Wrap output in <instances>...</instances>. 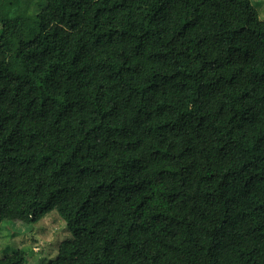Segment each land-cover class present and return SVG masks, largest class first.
Wrapping results in <instances>:
<instances>
[{"label": "trees", "instance_id": "16d2710c", "mask_svg": "<svg viewBox=\"0 0 264 264\" xmlns=\"http://www.w3.org/2000/svg\"><path fill=\"white\" fill-rule=\"evenodd\" d=\"M40 206L72 233L42 264H264L251 1L0 0V225Z\"/></svg>", "mask_w": 264, "mask_h": 264}, {"label": "rangeland", "instance_id": "374dc122", "mask_svg": "<svg viewBox=\"0 0 264 264\" xmlns=\"http://www.w3.org/2000/svg\"><path fill=\"white\" fill-rule=\"evenodd\" d=\"M264 21V0H250ZM40 6L32 10L38 12ZM41 219L32 224L8 223L0 225V257L11 255L19 249L28 253L27 264H42L53 260L58 255L59 245L72 238L66 222L55 208L50 206L35 207Z\"/></svg>", "mask_w": 264, "mask_h": 264}]
</instances>
